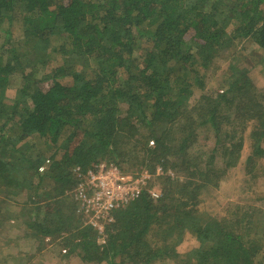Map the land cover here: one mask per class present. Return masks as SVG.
<instances>
[{"label": "trees", "instance_id": "1", "mask_svg": "<svg viewBox=\"0 0 264 264\" xmlns=\"http://www.w3.org/2000/svg\"><path fill=\"white\" fill-rule=\"evenodd\" d=\"M242 42L264 57V0H0V232L22 214L21 246L49 238L84 264H264L263 210L198 209L246 137V162L264 154L247 55L216 65ZM100 161L151 173L102 232L71 194Z\"/></svg>", "mask_w": 264, "mask_h": 264}, {"label": "rangeland", "instance_id": "2", "mask_svg": "<svg viewBox=\"0 0 264 264\" xmlns=\"http://www.w3.org/2000/svg\"><path fill=\"white\" fill-rule=\"evenodd\" d=\"M15 28L19 30L20 23L15 25ZM253 44L249 42L235 44L230 51L224 54L223 61L220 60L216 63L218 70H222L226 68L227 61L231 60L232 54H235L237 49L243 50L247 56H243L244 64L243 68H247L249 71V76H251L254 81L259 85L261 90H264V57L263 54L259 55L254 52ZM235 61H239V58H234ZM240 62V61H239ZM218 70H216L218 72ZM14 85H10V89L7 90V95L9 98H13L15 94ZM217 87V84H213V82H208L206 86V91L211 92V89ZM200 143V141H199ZM264 148V142L262 143ZM192 153H195L193 148L190 149ZM251 152L250 140L246 137L243 147L241 149V156L239 162L236 166L229 168L222 182L218 185V187L207 189L203 192L201 198V204L199 205L200 211H202L205 215H212L218 217L219 213L224 214V212L231 206L239 204V205H251L256 209H260L264 211V154L255 157L252 162H246L245 158ZM162 172L163 168L161 167ZM167 173L175 174L171 168H167ZM24 201V197L23 200ZM78 211V210H77ZM81 214V213H80ZM22 214L18 215L17 220L13 223V221L4 226L0 232V251L4 253L2 247L10 245L13 246L12 253L7 260H10V264H84L78 255L75 252H72L65 258L63 254H65V250L59 246L58 241H51L49 238H45L43 241L37 239L25 240V245L29 246L30 241L32 243L30 248H26V246H21L23 244V240L25 238V228L22 222L26 221ZM7 222V220H5ZM17 236H21L23 239L21 242L17 243L20 247L15 246L13 241H7L9 239H15ZM99 242L104 241V237L99 236ZM191 238L187 233L184 235L183 242L175 246V242L173 241V245L177 247V251L181 254L186 253L187 244H189ZM19 239L17 240V242ZM26 248V249H25ZM1 258V256H0ZM2 259V258H1ZM2 262V261H0ZM168 263L156 262L154 264H177L174 261H166Z\"/></svg>", "mask_w": 264, "mask_h": 264}, {"label": "built area", "instance_id": "3", "mask_svg": "<svg viewBox=\"0 0 264 264\" xmlns=\"http://www.w3.org/2000/svg\"><path fill=\"white\" fill-rule=\"evenodd\" d=\"M43 169V166L39 168ZM77 183L71 190L79 212L85 223L102 232L104 225L111 220L114 209L124 206L137 196L140 187L151 177L142 170L139 173L124 172L115 163L100 161L81 171L76 167ZM156 174L162 173L158 167Z\"/></svg>", "mask_w": 264, "mask_h": 264}]
</instances>
